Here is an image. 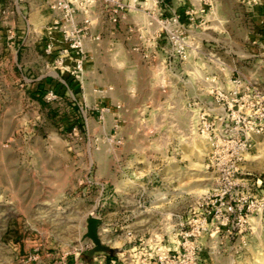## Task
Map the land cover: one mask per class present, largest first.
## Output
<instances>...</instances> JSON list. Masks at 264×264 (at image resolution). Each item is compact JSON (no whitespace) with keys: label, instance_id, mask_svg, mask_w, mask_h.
Returning <instances> with one entry per match:
<instances>
[{"label":"rangeland","instance_id":"rangeland-1","mask_svg":"<svg viewBox=\"0 0 264 264\" xmlns=\"http://www.w3.org/2000/svg\"><path fill=\"white\" fill-rule=\"evenodd\" d=\"M57 1L0 0V264H264V0Z\"/></svg>","mask_w":264,"mask_h":264},{"label":"built area","instance_id":"built-area-1","mask_svg":"<svg viewBox=\"0 0 264 264\" xmlns=\"http://www.w3.org/2000/svg\"><path fill=\"white\" fill-rule=\"evenodd\" d=\"M52 9L56 12H59L60 14L63 15V19L65 21H72L73 20V15H74V11L72 9V6L62 0H58L57 2H53L52 3ZM53 23H58L56 21H53ZM75 34H76V30H70L69 33H66L62 36V39L64 42H71L74 40V37H75ZM53 36V34H52ZM99 38H95L93 40H98ZM69 44V48H61L63 50V52L65 53H68L66 57H70V60H73L72 59V56H70V53L72 51L73 48H76L77 46L74 45V44ZM56 49L54 50H51V47L48 46L47 49H46V52L48 53H51L52 51L54 52ZM76 64L73 65V70H75V72L77 73H82L83 71V65L81 62L79 61H76L75 62ZM67 71H70L68 70V68L66 69ZM69 74H67L68 76ZM67 76H65L64 78H68ZM66 85V83H64ZM87 245V248H90V246L88 245V243H86ZM80 249L83 250L84 248L82 247V245L80 246ZM104 260H107V264H116V260L115 259H107L106 256L103 257ZM94 260L96 261L97 260V257L94 258ZM64 264H80V262H78L77 260L75 261H68V262H65Z\"/></svg>","mask_w":264,"mask_h":264},{"label":"water","instance_id":"water-1","mask_svg":"<svg viewBox=\"0 0 264 264\" xmlns=\"http://www.w3.org/2000/svg\"><path fill=\"white\" fill-rule=\"evenodd\" d=\"M101 224L102 221L100 218L90 216L87 219V232L85 233L84 238L90 239L94 244L93 248H91L86 254L89 260L93 259L98 252L105 253L111 251L110 247L105 245L100 238L99 229Z\"/></svg>","mask_w":264,"mask_h":264},{"label":"crops","instance_id":"crops-1","mask_svg":"<svg viewBox=\"0 0 264 264\" xmlns=\"http://www.w3.org/2000/svg\"><path fill=\"white\" fill-rule=\"evenodd\" d=\"M50 19H51V16L48 17V18H46V21H47L46 23H48V22L50 21ZM46 23H45V24H46ZM45 24H42V25L45 26ZM41 27H42V29H43L41 35H43L44 37H47L49 32H45V30H44L45 27H44V28H43V26H41ZM90 42H91L90 44L93 45V42H92V41H90ZM91 50H92V51H91ZM89 51H90V53H91L92 56H93V54H95V52H93V48H92V47H90V50H89ZM89 67H91V68L89 69ZM89 67H88V65H87V68H88V71H87V73H86V76H87L86 78H87V79H89V76H90V74L93 73V70H94V71L97 70V66H95V67H93V66H89ZM91 69H92V71H91ZM98 85H99L98 82H94V81H92V80L86 82V88H87L88 90H90L89 93H92L93 88H95L96 86L99 87Z\"/></svg>","mask_w":264,"mask_h":264},{"label":"bare ground","instance_id":"bare-ground-1","mask_svg":"<svg viewBox=\"0 0 264 264\" xmlns=\"http://www.w3.org/2000/svg\"><path fill=\"white\" fill-rule=\"evenodd\" d=\"M161 81H163V79H161Z\"/></svg>","mask_w":264,"mask_h":264}]
</instances>
